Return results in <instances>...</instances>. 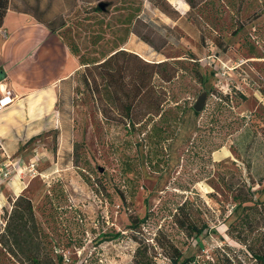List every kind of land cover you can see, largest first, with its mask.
<instances>
[{
    "label": "rangeland",
    "instance_id": "rangeland-1",
    "mask_svg": "<svg viewBox=\"0 0 264 264\" xmlns=\"http://www.w3.org/2000/svg\"><path fill=\"white\" fill-rule=\"evenodd\" d=\"M44 1L77 66L47 129L8 157L7 207L30 199L36 226L23 252L0 243V264H264V0ZM120 49L118 83L94 93L81 63ZM141 59L176 75L148 68L133 124Z\"/></svg>",
    "mask_w": 264,
    "mask_h": 264
},
{
    "label": "crops",
    "instance_id": "crops-1",
    "mask_svg": "<svg viewBox=\"0 0 264 264\" xmlns=\"http://www.w3.org/2000/svg\"><path fill=\"white\" fill-rule=\"evenodd\" d=\"M74 54L58 31L9 9L0 27V81L17 100L0 111V150L11 157L47 129L57 87L74 73ZM3 160V159H2ZM1 160V161H2ZM4 182L0 188L4 193Z\"/></svg>",
    "mask_w": 264,
    "mask_h": 264
},
{
    "label": "trees",
    "instance_id": "trees-1",
    "mask_svg": "<svg viewBox=\"0 0 264 264\" xmlns=\"http://www.w3.org/2000/svg\"><path fill=\"white\" fill-rule=\"evenodd\" d=\"M79 1L92 2L94 0H74V5H77V2ZM162 2H167V4H169L168 1L166 0H162ZM186 2L190 5V7H193V3L191 2V0H186ZM54 4L55 3H52V1L46 2L44 0H0V27L2 26L6 12L9 9H11V10L31 14L38 21L44 23L53 31H58L61 26L65 25V21H64L65 18L64 15H62V13H56V14L53 13L54 8L52 6ZM157 4L160 6V8H162V10H164V8L161 6V3H157ZM96 8L100 10L102 7L98 5ZM174 12L177 13L178 11H174ZM119 52L125 53L127 51L125 49H120L114 52V54H112L110 57L104 58L103 60L97 63H91V62L81 63V65H86V68L89 71L84 76L86 77L85 82L88 86H90V88L94 93H100L101 87L104 88L105 86L108 85L110 76L114 77L116 83H118V77L122 72V67L116 65L112 73H110L111 71L109 70L110 68L109 66H110L111 57L118 54ZM174 63L175 62H171L170 60H163L160 62H149L141 59L139 67L130 70L131 73L130 83H131L132 92L128 94L129 102H128L127 113L130 121H132L133 124L135 122L131 118L132 117L131 108L134 106V103L139 98L141 97L145 98L146 96L145 94L147 91L145 89L148 88V80L150 79L149 76L151 75L150 73H148V68L152 66H156L158 68L165 67L167 70V74L163 75V79L166 81H170L176 75V69L175 67H172ZM91 67H94L95 70L98 69V72L96 74L93 73ZM97 77L100 78V81H98ZM161 103H162V99L159 100L157 99L158 107L161 106ZM192 110L195 114L197 115L199 114V112L194 109V106ZM249 201H251L250 198L243 197L238 201L237 204L244 205ZM15 202H16L15 206L12 208V210L10 212L6 211L5 215L7 217V223L4 228V231L0 233V243H2L4 247L8 248L12 254H15V247L19 248L20 252H23L24 250L23 246L25 244H29V242L26 239L27 224L31 223L33 227L36 226V218L30 199H27L24 196L21 197L19 196ZM188 225H191V223H188ZM34 230L36 231V228H34ZM192 231L195 235H199L202 233L203 228H199L197 225H195L192 226ZM32 259L37 263L39 262V257H37L36 255ZM60 260H62V257H60ZM173 264H178V260L174 261Z\"/></svg>",
    "mask_w": 264,
    "mask_h": 264
},
{
    "label": "built area",
    "instance_id": "built-area-1",
    "mask_svg": "<svg viewBox=\"0 0 264 264\" xmlns=\"http://www.w3.org/2000/svg\"><path fill=\"white\" fill-rule=\"evenodd\" d=\"M17 100V96L11 93L3 83L0 81V111L13 104ZM0 186L7 182L10 179L11 173L13 171V165L11 160L5 158L3 153H0ZM8 200L5 194L1 191L0 188V233L4 231V228L7 223L6 211L10 212L7 207Z\"/></svg>",
    "mask_w": 264,
    "mask_h": 264
},
{
    "label": "water",
    "instance_id": "water-1",
    "mask_svg": "<svg viewBox=\"0 0 264 264\" xmlns=\"http://www.w3.org/2000/svg\"><path fill=\"white\" fill-rule=\"evenodd\" d=\"M100 6L102 7L103 5L100 4ZM206 102V94H202L199 99L196 101L195 105H194V109L196 111H201L205 105Z\"/></svg>",
    "mask_w": 264,
    "mask_h": 264
}]
</instances>
